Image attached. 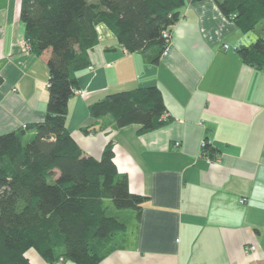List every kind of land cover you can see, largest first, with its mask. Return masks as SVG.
<instances>
[{
    "label": "crops",
    "instance_id": "obj_1",
    "mask_svg": "<svg viewBox=\"0 0 264 264\" xmlns=\"http://www.w3.org/2000/svg\"><path fill=\"white\" fill-rule=\"evenodd\" d=\"M19 7L20 0H0V135L42 121L48 101L50 52L23 50ZM263 27L242 33L213 0H185L168 54L152 63L155 51L124 54L102 25L89 51L93 70L76 74L66 127L85 156L100 159L110 143L116 170L145 202L127 221L116 216L126 232L98 264L264 261V65L245 64L237 53ZM150 86L161 93L170 119L164 126L140 132L138 124L118 128L107 116L90 118L91 103ZM25 256L48 264L33 249Z\"/></svg>",
    "mask_w": 264,
    "mask_h": 264
},
{
    "label": "trees",
    "instance_id": "obj_2",
    "mask_svg": "<svg viewBox=\"0 0 264 264\" xmlns=\"http://www.w3.org/2000/svg\"><path fill=\"white\" fill-rule=\"evenodd\" d=\"M205 0H190L200 2ZM242 33L264 26V0H213ZM185 0H20L19 19L31 51H49L48 101L42 121L0 135V264H31L33 249L48 264H98L116 247L126 225L108 214L109 205L139 215L145 198L130 193L126 175L112 161L111 144L100 159L85 156L66 127L67 103L76 74L89 67V51L99 43L102 24L127 53L165 47L162 31L173 27ZM241 60L264 65V27ZM90 118L109 117L120 128L140 132L170 119L155 86L106 95L88 106ZM34 131L27 142L26 136ZM86 131V130H85ZM203 153L213 150L205 145ZM109 203V204H108ZM62 261H59V260ZM264 264V261L261 263Z\"/></svg>",
    "mask_w": 264,
    "mask_h": 264
},
{
    "label": "built area",
    "instance_id": "obj_3",
    "mask_svg": "<svg viewBox=\"0 0 264 264\" xmlns=\"http://www.w3.org/2000/svg\"><path fill=\"white\" fill-rule=\"evenodd\" d=\"M162 38L164 39V43H165V47L163 49V51L161 52L160 56H165L168 54V51L170 49V45H171V30L169 29H166V30H163L162 31ZM22 48L23 50L25 51H29L31 49L30 47V43L27 39H25L23 41V44H22ZM224 49H227L228 47L226 45L223 46ZM123 53L126 54L127 51L123 48ZM89 70H93V67L92 66H89L88 67ZM166 117V114H164L162 116V118H165ZM177 145V144H176ZM201 148H204L205 147V142H201V145H200ZM208 163H212V160H208ZM244 201V200H241V202ZM251 250H254V246H251L250 247ZM59 261H62L61 259Z\"/></svg>",
    "mask_w": 264,
    "mask_h": 264
},
{
    "label": "rangeland",
    "instance_id": "obj_4",
    "mask_svg": "<svg viewBox=\"0 0 264 264\" xmlns=\"http://www.w3.org/2000/svg\"><path fill=\"white\" fill-rule=\"evenodd\" d=\"M96 30H97L99 38L102 39V24L96 25ZM108 214L118 216L121 220L127 221V217H128V214H130V211L129 210H126V211L117 210V209H114V207L110 206V208L108 209Z\"/></svg>",
    "mask_w": 264,
    "mask_h": 264
}]
</instances>
